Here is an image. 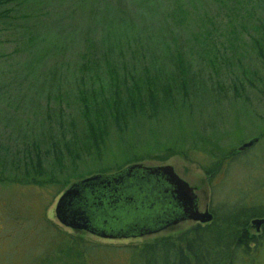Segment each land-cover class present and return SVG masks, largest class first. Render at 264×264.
Instances as JSON below:
<instances>
[{
	"label": "rangeland",
	"instance_id": "374dc122",
	"mask_svg": "<svg viewBox=\"0 0 264 264\" xmlns=\"http://www.w3.org/2000/svg\"><path fill=\"white\" fill-rule=\"evenodd\" d=\"M85 2L83 12L78 8L79 0H37V4L32 3L33 6L21 12L31 18L0 21V264H38L44 256L46 258L50 247L52 250L55 246L57 250L64 243V238L56 235L55 225L68 234L74 232L59 222L55 205L76 181V171L84 172L85 176L96 174L124 165L128 155L142 151H152V155L166 158H146L141 164L172 165L175 173L192 187L199 211L207 210L212 214L209 222L215 212H225L235 203L264 206V52L263 57L257 54L260 44L264 50V42H261L264 0ZM107 6L112 16L117 15L116 7L125 12L123 20L118 16V21L123 22L121 25L118 26L114 18L108 26L99 23V14ZM93 8L95 14L91 18ZM118 28L121 32H116ZM84 32H87L88 42L82 41ZM30 34L33 40L29 39ZM117 34H121L120 40H115ZM202 37L213 43L214 52L219 55L215 71L200 54L198 42ZM165 48L176 49L187 60L186 78L193 80L190 88H196L191 93L195 99L188 101L192 105L189 111L186 108L178 112L179 116H171L168 108L159 109L157 117L152 115L151 118H147L152 112L150 109L145 110L146 115L137 112L135 120L128 121V127L111 124L105 148L97 155L92 152L94 160L84 154L77 160L74 173L70 156L65 152H62L65 170L59 174L54 171L55 158L60 154L50 152L42 156L41 167H48L47 171L57 176L61 174V179L59 177L54 184L26 183L29 178H24L23 162L27 159L22 161L25 149L35 161V147L40 145L42 152L50 148L51 138L56 134L59 138V133L68 136L73 133L79 142L84 141L76 89L79 78L82 88L105 87L106 92L110 89L111 71L122 74L124 64L135 78H142L149 69L150 75H154L156 67L163 69L168 78L176 67L161 55ZM14 49L15 54H8ZM39 51H44V56H40L34 72L25 71L19 76L53 77L56 84L35 90L31 82L16 79L14 67L19 62L26 63ZM85 53L91 56L87 65L82 62ZM151 59L158 61L154 68ZM53 68L57 69L55 75L50 72ZM248 72L256 74V85L246 81L247 75L250 77ZM234 77L242 84L238 96L233 93ZM173 97L175 105L184 108L179 103L181 96L175 93ZM164 112L168 115L163 116ZM74 120H77L76 128L72 124ZM259 134L262 138L242 153H235L238 146ZM169 145L182 146L179 150L186 152V156L168 157ZM201 165H210L211 174H205ZM10 173L19 180L10 181ZM46 176L42 174L44 179ZM138 178V181L133 180L135 187L141 182ZM64 180L71 183L65 187ZM138 212L132 203L124 205L118 210L119 220L108 226L113 231L123 230ZM255 218L264 217L249 220L250 233L259 240L257 246L250 247L255 250L249 253L242 252L244 248L231 249L221 264H264V222L256 230L251 223ZM98 222L96 224H100ZM209 222L184 220L147 235L141 234L143 236L109 231L104 237L83 230L85 238L81 242L76 240L75 247L83 248L87 239L97 241L86 252L83 264H122L126 245L145 239L175 237L189 226H205ZM120 244L126 245L119 247Z\"/></svg>",
	"mask_w": 264,
	"mask_h": 264
},
{
	"label": "trees",
	"instance_id": "16d2710c",
	"mask_svg": "<svg viewBox=\"0 0 264 264\" xmlns=\"http://www.w3.org/2000/svg\"><path fill=\"white\" fill-rule=\"evenodd\" d=\"M117 1L119 3V0ZM79 2L81 3H79L78 8L85 12L84 7L87 2H85V0H79ZM32 3L37 4V0H0V21L6 20L7 22H10L19 19L24 20L31 18L28 13L25 16L24 13L21 12L24 11L23 9L33 6ZM121 10L122 9L116 7L115 11H117V15L112 16V14H110L109 7H105L103 12L99 14V23L108 26V23H112L114 18L116 24H118V26L121 25L123 23L122 20L125 17L123 15L125 12ZM94 12L95 10L93 8L90 13L91 18H94ZM118 16L122 19L121 21H118ZM116 32H121L120 28H118ZM86 33L87 32L82 33V41L85 40L88 42ZM30 36L31 37L29 39L33 40L34 36L32 34H30ZM120 39L121 34H117L115 40ZM261 42H264V37ZM198 43L200 44V54L204 55L209 64L214 67H212V70H217L216 62L219 55L217 52H214L215 47L213 43L208 42L205 37H202ZM259 46L261 48L257 51V54L259 57H263L262 55L264 50L262 44ZM166 49L167 48L161 51V55H163L166 59H170L172 64L176 67L173 73L169 74L171 76L168 78H165L163 69L158 70L157 67L154 68V65H156L158 61H153L152 59L151 67L156 69V73H154V75H150L149 69V71L146 70L142 78H135L130 71H128L126 64L122 65V74L116 71H111L109 78L110 89L107 92L105 91V87L96 88L94 86H90L88 89L87 87L82 88L83 86L79 78L76 89L77 100L81 104L78 112L79 121H81L84 125V141L79 142V139L73 133L72 136H68L66 133H59V138H56V134L51 138V144L49 145L50 148L47 147L42 152L40 145L35 147V161L31 153L25 149V156L22 157V161L24 158L27 159L26 162H23L24 178H29L26 180L28 181L26 183L33 182L32 184L42 185L45 184V182H51V184H54V182L59 181L61 179V174L57 176L55 173L47 171L48 167H41L43 155H49L50 152L53 153V155L60 154L55 158L56 168L54 171L61 173V170H65L62 160V152H65L68 156H70V164L71 167L74 168L77 164V160H81L84 154H88V156L91 157L92 152H96V155L101 153L106 146V141L110 134L109 126L111 124L117 125V127H128V121H134L137 112H141L146 115L145 110L149 111L150 109L152 112L149 113L147 118H151L152 115L157 117L159 109L165 111V109L168 108V114L171 116H179L178 112L180 110L185 111L186 108L189 111L192 105L188 101L191 102L192 99H195L191 97V93L196 90V88H190L189 84L192 83L193 80L186 78V72L188 70L187 60L184 55L176 49L173 51ZM16 52L17 50L14 49L8 54H15ZM42 53H44V51H39L36 55L27 60L26 63L21 64L19 62V64H16L14 67L15 76H18L16 79L20 82H31L33 87L36 88L35 90L47 89L48 87H54V84H56L54 83L56 79H53V77L50 78L42 75L41 77L19 76V74L25 71H29L30 73L32 71L34 72L36 64L41 59L40 56H44ZM82 62L86 65L89 64L91 62V56H89L88 53H85L82 55ZM107 66H109L108 63ZM85 68L88 69V67ZM56 70V68L50 70L51 74L55 75ZM50 72L48 74H50ZM248 73L250 77L247 75L246 81L256 85V81H258L256 74L254 72ZM98 81L100 83L102 82L100 79ZM237 82V77H234L232 86L233 93L238 96L240 89L242 88V84ZM215 83L220 87V83L218 81H215ZM220 90L221 89L219 88V91ZM175 93L181 96L179 98V103L181 102L184 108L179 109V107L175 105L173 97V94ZM198 98H201L200 94L198 95ZM161 100L162 102H159ZM167 115L164 112L163 116ZM76 122L77 120H74V123H72L75 128L78 127ZM257 136L262 138L261 134ZM44 138L47 141H50L47 137ZM173 144L174 143L171 145ZM171 145L166 148L168 157L174 154L186 156V152L179 150L182 146L179 148L176 145L175 148ZM121 146L123 147V145H119V148H121ZM151 152L152 151H142L141 153H136L131 157L128 155V157H126V164H121L119 167L115 166L112 169L104 171H98V173L107 174L111 172V170L119 171L132 163H141L146 160V158L159 160L166 159L164 157L152 155ZM91 159L94 160L93 157H91ZM28 165H30V168L27 167ZM201 166L205 170V174H211L210 165L208 167L204 165ZM75 170L76 169L74 168L73 173ZM42 174H47L45 179L42 177ZM74 174L76 181L92 175L89 174L85 176L84 172L81 171H76ZM8 178L13 182L19 180V178L12 175V173H10ZM24 178L21 179V182H24ZM63 182H65V184H63L65 187L71 183L68 180H64ZM256 216L264 217V206H255V204H245L243 202L235 203L225 212H215L213 220L204 224L205 226H189L187 229L182 230L178 236H164L151 240H139L129 246L124 244L126 245V249L124 250L126 253L122 255L123 260L125 259L122 264H221L220 262L229 255L228 252L231 249L236 250L239 248H250L252 244H256L255 246H257L259 242L258 237L251 234L249 230V220ZM54 230H56V235L59 237L61 235V237L64 238L62 240L64 243H62V246L60 244V247L57 250L54 249L55 246H53L52 250L50 247L46 258L44 256L38 264H83L86 252L92 248L94 243H97V241L87 239L86 242L88 243L83 248L80 246L75 247V245H77L76 240H80L81 242L85 238L83 236L84 234H82L83 232H81L83 230L71 229L74 232L68 234L67 231L60 228L58 229L57 225H55ZM119 233L125 234L124 236H126L124 229L120 230ZM124 245L120 244L119 247Z\"/></svg>",
	"mask_w": 264,
	"mask_h": 264
},
{
	"label": "water",
	"instance_id": "95a60500",
	"mask_svg": "<svg viewBox=\"0 0 264 264\" xmlns=\"http://www.w3.org/2000/svg\"><path fill=\"white\" fill-rule=\"evenodd\" d=\"M257 140L258 137H254L238 149L243 150ZM141 170L151 176L141 178L135 187L133 180H139ZM158 174L170 187L166 190L171 195L169 202L160 201V183L154 178ZM197 201L192 187L175 173L172 165L145 166L138 163L111 174L96 173L73 182L59 197L55 216L71 229L87 230L104 237L109 231L125 235L109 229L108 225L119 220L118 210L122 206L132 203L140 212L123 229L126 235L133 236L152 233L189 219L209 222L212 214L207 210L200 212ZM97 222L100 226L96 228ZM263 222L264 218L251 221L256 230Z\"/></svg>",
	"mask_w": 264,
	"mask_h": 264
},
{
	"label": "flooded vegetation",
	"instance_id": "af4514ba",
	"mask_svg": "<svg viewBox=\"0 0 264 264\" xmlns=\"http://www.w3.org/2000/svg\"><path fill=\"white\" fill-rule=\"evenodd\" d=\"M244 105L246 106V103H244ZM250 140V139H249ZM239 147V146H238ZM238 147L236 148V151H235V153H242V151L243 150H245V149H247V148H249V147H247V148H245V149H243V150H239L238 149ZM140 174H139V177L140 178H149L150 176H151V174H147L146 172H143L142 170L139 172ZM208 177V176H207ZM153 178V177H152ZM154 178H156L157 179V181L160 183V186L158 187L160 190H159V193H160V201H162L163 203H165L166 201L167 202H169L170 201V193H168V192H166V190H169L170 189V187H169V185H167L166 184V182H164V180H163V178L158 174L156 177L154 176ZM153 178V179H154ZM196 189H197V186H194ZM165 192V193H164ZM198 207H199V202H198ZM173 208H174V206H173ZM199 210H201L200 208H199ZM202 211H204V210H202ZM166 217V213H164V216H163V218H165ZM181 222H184V221H181ZM181 222H179V223H181ZM234 250V249H233ZM255 249H251V248H245V249H242L241 251L242 252H249V253H252L253 251H254ZM229 251V250H228Z\"/></svg>",
	"mask_w": 264,
	"mask_h": 264
}]
</instances>
